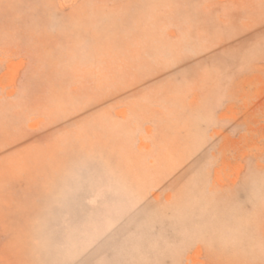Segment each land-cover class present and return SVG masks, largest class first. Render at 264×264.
I'll use <instances>...</instances> for the list:
<instances>
[{"label": "rangeland", "instance_id": "1", "mask_svg": "<svg viewBox=\"0 0 264 264\" xmlns=\"http://www.w3.org/2000/svg\"><path fill=\"white\" fill-rule=\"evenodd\" d=\"M0 264H264V0H0Z\"/></svg>", "mask_w": 264, "mask_h": 264}]
</instances>
